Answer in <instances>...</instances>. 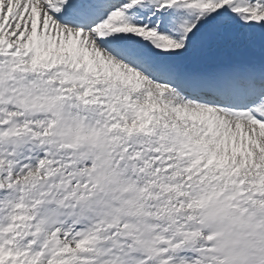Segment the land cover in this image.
I'll return each mask as SVG.
<instances>
[{
  "label": "snow or ice",
  "instance_id": "6c2138e0",
  "mask_svg": "<svg viewBox=\"0 0 264 264\" xmlns=\"http://www.w3.org/2000/svg\"><path fill=\"white\" fill-rule=\"evenodd\" d=\"M0 264H264V0H0Z\"/></svg>",
  "mask_w": 264,
  "mask_h": 264
}]
</instances>
